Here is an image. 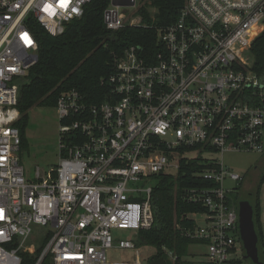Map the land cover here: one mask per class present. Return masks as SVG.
I'll return each mask as SVG.
<instances>
[{
  "label": "built area",
  "instance_id": "obj_1",
  "mask_svg": "<svg viewBox=\"0 0 264 264\" xmlns=\"http://www.w3.org/2000/svg\"><path fill=\"white\" fill-rule=\"evenodd\" d=\"M90 1L0 0V264H22L23 252L34 253V264H143L107 257L112 248H134L138 231L155 222V186L131 182L176 175L199 156L206 164L199 175L215 185L185 189V199L204 208L189 213L192 227H181L196 242L186 257L165 255L174 264L244 259L239 209L226 185L243 177L222 155L264 151V77L250 56L264 32V0H186L176 21L158 28L155 50L131 45L115 58L101 80L108 87L103 102L63 92L54 107L60 162L48 172L38 168L32 180L18 155L16 126L21 81L38 61L28 21L56 36ZM121 7L110 2L108 29L140 24Z\"/></svg>",
  "mask_w": 264,
  "mask_h": 264
},
{
  "label": "trees",
  "instance_id": "obj_2",
  "mask_svg": "<svg viewBox=\"0 0 264 264\" xmlns=\"http://www.w3.org/2000/svg\"><path fill=\"white\" fill-rule=\"evenodd\" d=\"M186 0H137L136 14L141 16L138 25L126 23L117 30L106 25V10L110 0H91L81 17L66 24L59 35H51L38 22L28 21L30 29L38 41V61L23 78L20 85L17 107L20 117L16 122L21 133V149L27 148V128L29 112L35 107H55L59 96L76 89L90 103L104 101L108 87L101 83L112 73L116 57L123 55L131 45H143L155 50L158 28L176 21ZM250 56L252 69L264 77V32L254 41ZM63 154V153H61ZM64 155V154H63ZM206 167L205 160L197 157L190 162H182L176 175L159 174L154 187L155 222L150 229L139 230L136 246L148 245L156 252L152 259L165 257V251H173L181 259L190 254V245L196 241L181 232V227H192L191 212L202 211L201 204L185 199L188 187L215 185L202 178L199 173ZM243 179V178H242ZM264 182V170L254 190V221L259 236V256L264 261V240L261 228L259 192ZM180 225V228L178 227ZM39 248L36 253H39ZM22 264H34V253L23 252ZM235 264H254L247 259ZM182 264H190L182 262Z\"/></svg>",
  "mask_w": 264,
  "mask_h": 264
},
{
  "label": "rangeland",
  "instance_id": "obj_3",
  "mask_svg": "<svg viewBox=\"0 0 264 264\" xmlns=\"http://www.w3.org/2000/svg\"><path fill=\"white\" fill-rule=\"evenodd\" d=\"M135 7H121V11L127 15V19L141 18L136 14ZM130 24V22H127ZM28 146L21 149L18 153L22 166L25 169L26 176L32 180L36 179L37 169L48 172L56 167L60 162V132L59 119L54 107H35L29 112V124L27 128ZM217 158L221 154L215 155ZM221 160V158H220ZM222 162L225 167L242 175L240 181H226V185L232 188L229 192V198L239 208V202L247 197L255 203V196H250L249 191L257 186L262 172L264 170V151H244L227 150L222 155ZM158 182L157 177H148L144 180L131 182V187L155 186ZM259 203L264 207V182L260 186ZM263 240H264V221L261 222ZM41 227L37 226L36 241H40ZM54 230V228H52ZM136 235L134 231L126 233ZM195 253L199 251V257H203L205 247L195 244L192 247ZM156 250L148 245L135 246L129 249L112 248L108 251L107 257L110 262H135L140 259L143 264H150L152 256ZM167 264H174L168 255H165ZM245 260V259H244ZM248 262V260H245Z\"/></svg>",
  "mask_w": 264,
  "mask_h": 264
},
{
  "label": "water",
  "instance_id": "obj_4",
  "mask_svg": "<svg viewBox=\"0 0 264 264\" xmlns=\"http://www.w3.org/2000/svg\"><path fill=\"white\" fill-rule=\"evenodd\" d=\"M110 2L113 6L134 7L136 5V0H110ZM105 19H109L108 13H106ZM238 209L241 238L245 249L243 258L249 259L254 264H264L259 256V236L255 227L254 206L249 200L244 199L239 202ZM150 264H166V262L163 257H159L151 260Z\"/></svg>",
  "mask_w": 264,
  "mask_h": 264
},
{
  "label": "crops",
  "instance_id": "obj_5",
  "mask_svg": "<svg viewBox=\"0 0 264 264\" xmlns=\"http://www.w3.org/2000/svg\"><path fill=\"white\" fill-rule=\"evenodd\" d=\"M260 217H261V222L264 221V207L260 205Z\"/></svg>",
  "mask_w": 264,
  "mask_h": 264
},
{
  "label": "snow or ice",
  "instance_id": "obj_6",
  "mask_svg": "<svg viewBox=\"0 0 264 264\" xmlns=\"http://www.w3.org/2000/svg\"><path fill=\"white\" fill-rule=\"evenodd\" d=\"M63 7H66L67 5L66 4H62Z\"/></svg>",
  "mask_w": 264,
  "mask_h": 264
},
{
  "label": "flooded vegetation",
  "instance_id": "obj_7",
  "mask_svg": "<svg viewBox=\"0 0 264 264\" xmlns=\"http://www.w3.org/2000/svg\"><path fill=\"white\" fill-rule=\"evenodd\" d=\"M153 260V259H152Z\"/></svg>",
  "mask_w": 264,
  "mask_h": 264
}]
</instances>
